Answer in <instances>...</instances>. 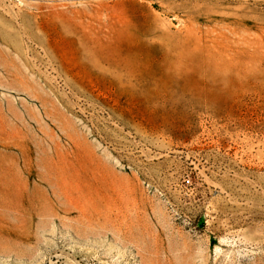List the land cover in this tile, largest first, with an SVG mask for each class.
<instances>
[{
  "label": "rangeland",
  "instance_id": "obj_1",
  "mask_svg": "<svg viewBox=\"0 0 264 264\" xmlns=\"http://www.w3.org/2000/svg\"><path fill=\"white\" fill-rule=\"evenodd\" d=\"M0 264H264V0H0Z\"/></svg>",
  "mask_w": 264,
  "mask_h": 264
},
{
  "label": "built area",
  "instance_id": "obj_2",
  "mask_svg": "<svg viewBox=\"0 0 264 264\" xmlns=\"http://www.w3.org/2000/svg\"><path fill=\"white\" fill-rule=\"evenodd\" d=\"M184 182L188 184V183H189V179L186 178V179L184 180Z\"/></svg>",
  "mask_w": 264,
  "mask_h": 264
}]
</instances>
